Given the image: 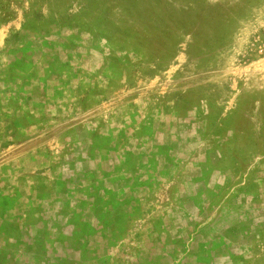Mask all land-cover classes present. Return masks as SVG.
Wrapping results in <instances>:
<instances>
[{"label":"rangeland","instance_id":"1","mask_svg":"<svg viewBox=\"0 0 264 264\" xmlns=\"http://www.w3.org/2000/svg\"><path fill=\"white\" fill-rule=\"evenodd\" d=\"M0 264H264V0H0Z\"/></svg>","mask_w":264,"mask_h":264}]
</instances>
